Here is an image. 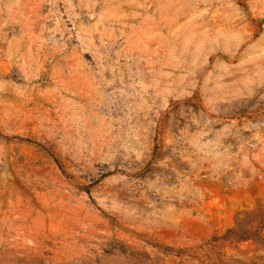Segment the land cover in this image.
<instances>
[{
  "label": "rangeland",
  "instance_id": "rangeland-1",
  "mask_svg": "<svg viewBox=\"0 0 264 264\" xmlns=\"http://www.w3.org/2000/svg\"><path fill=\"white\" fill-rule=\"evenodd\" d=\"M0 264H264V0H0Z\"/></svg>",
  "mask_w": 264,
  "mask_h": 264
}]
</instances>
